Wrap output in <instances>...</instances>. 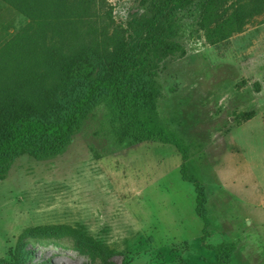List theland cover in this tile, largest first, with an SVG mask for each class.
<instances>
[{
	"label": "rangeland",
	"instance_id": "obj_1",
	"mask_svg": "<svg viewBox=\"0 0 264 264\" xmlns=\"http://www.w3.org/2000/svg\"><path fill=\"white\" fill-rule=\"evenodd\" d=\"M13 1L36 16L0 0V111L44 112L146 57V106L190 146L209 227L176 147L120 143L102 104L63 154L0 180V264H217L225 242L230 264H264V0H77L69 32L63 8ZM86 51L88 77L66 78Z\"/></svg>",
	"mask_w": 264,
	"mask_h": 264
},
{
	"label": "trees",
	"instance_id": "obj_2",
	"mask_svg": "<svg viewBox=\"0 0 264 264\" xmlns=\"http://www.w3.org/2000/svg\"><path fill=\"white\" fill-rule=\"evenodd\" d=\"M15 4L13 0H7ZM192 0H174L175 5H188ZM46 7L63 8L65 31L69 32L73 19L81 9L77 0H45ZM31 16H36L24 4H15ZM44 6V7H45ZM199 10L206 3L198 4ZM235 27L232 30H237ZM172 49H165V53ZM123 63V62H122ZM146 57L126 59L123 68L115 69L94 81L86 90L76 92L64 101L48 105L37 113L32 108L20 107L0 111V180L4 179L13 162L22 156L38 161L55 158L63 154L74 135L80 132L86 116L104 104L108 111L109 125L120 143L138 145L155 139L163 144L175 146L181 154L184 165V181L193 184L198 194L197 214L207 218V198L204 186L194 177L187 175L185 163L191 158L190 146L175 130L166 125L155 108L147 107L145 100L159 96L156 89V69L146 68ZM92 67V54L86 51L80 59L64 66L65 76L72 80L88 77ZM142 104V105H141ZM217 264H230L236 252L234 243H223L212 247Z\"/></svg>",
	"mask_w": 264,
	"mask_h": 264
}]
</instances>
